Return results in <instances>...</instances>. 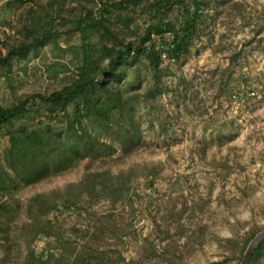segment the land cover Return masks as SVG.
I'll use <instances>...</instances> for the list:
<instances>
[{
    "label": "rangeland",
    "instance_id": "1",
    "mask_svg": "<svg viewBox=\"0 0 264 264\" xmlns=\"http://www.w3.org/2000/svg\"><path fill=\"white\" fill-rule=\"evenodd\" d=\"M129 1L0 0L3 55L50 34L10 68L0 67V104L74 81L83 60L76 27L86 11L99 18L108 7L113 37L139 44L157 22L154 0ZM202 2L198 34L182 59L151 73L140 56L127 64V77L112 78L125 104L114 113L113 127L123 135L131 131L136 148L126 154L119 135L96 119L85 120L88 134L113 149L23 187L15 195L22 220L30 200L43 195L57 236L72 248H101L112 264L241 263L264 230V0ZM125 18L133 19L128 28L119 21ZM170 20L179 26L176 6ZM113 37L100 31L91 44L112 46ZM163 38L170 42L173 34ZM153 40L159 46L163 39ZM22 123L0 130L4 166L10 137ZM87 172L98 173L97 181L84 182ZM12 246L13 264H23L27 245L17 240ZM31 249L37 255L61 251L55 238L44 235ZM3 252L0 247V257ZM253 264H264V258Z\"/></svg>",
    "mask_w": 264,
    "mask_h": 264
},
{
    "label": "trees",
    "instance_id": "2",
    "mask_svg": "<svg viewBox=\"0 0 264 264\" xmlns=\"http://www.w3.org/2000/svg\"><path fill=\"white\" fill-rule=\"evenodd\" d=\"M139 1L129 2L137 5ZM202 1L154 0L157 22L147 27L136 45L113 37L109 30L112 12L108 7L102 9L99 18L93 11H86L76 27L83 42V60L74 81L48 94L30 93L9 106L0 104V130L17 121L23 122L10 137L6 165L0 162V247L4 251L0 264H13L12 244L17 240L27 245L28 253L23 264H112L101 248L89 243L80 249L77 246L72 248L57 236L55 226L46 219L52 207L46 208L48 203L45 196L37 195L30 200L27 220L24 221L22 206L15 200V195L23 187L71 171L86 158H97L108 149H113L88 134L84 128L85 120L96 119L105 125L106 130L119 135L118 141L126 154L136 148L131 131L123 135L119 128L113 127L114 113L121 112L125 104L112 78L127 77V64L140 56L151 73L161 71L163 52L175 60L182 59L189 51L191 39L198 34L204 15ZM118 6H124V2ZM175 6L180 18L178 27L170 20ZM119 21L128 28L133 19ZM100 31L113 37L112 46L105 45L98 49L91 44L92 37ZM167 32L173 34L170 42H165L163 38ZM155 35L163 39L159 46L154 43ZM49 36L47 33L29 44L12 47L5 55L0 50V67L10 68L17 57L43 46ZM102 57L108 60L107 64L100 61ZM25 120H34L37 124L26 125ZM98 176V173L87 172L84 182L89 179L97 181ZM3 198L7 200L3 201ZM39 235L55 238L59 242L60 253L37 255L31 249V243ZM261 258H264V242L256 249L249 264Z\"/></svg>",
    "mask_w": 264,
    "mask_h": 264
},
{
    "label": "water",
    "instance_id": "3",
    "mask_svg": "<svg viewBox=\"0 0 264 264\" xmlns=\"http://www.w3.org/2000/svg\"><path fill=\"white\" fill-rule=\"evenodd\" d=\"M264 242V230L258 233L249 243V245L246 248V251L244 253L243 259L240 264H249L251 261V258L256 251V249L259 247V245Z\"/></svg>",
    "mask_w": 264,
    "mask_h": 264
},
{
    "label": "built area",
    "instance_id": "4",
    "mask_svg": "<svg viewBox=\"0 0 264 264\" xmlns=\"http://www.w3.org/2000/svg\"><path fill=\"white\" fill-rule=\"evenodd\" d=\"M161 58H162L163 62H174L175 61V58L170 57L166 52L162 53Z\"/></svg>",
    "mask_w": 264,
    "mask_h": 264
}]
</instances>
